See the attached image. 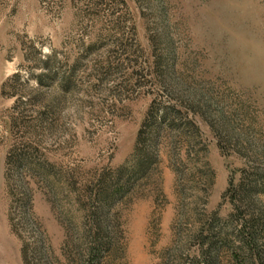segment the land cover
Instances as JSON below:
<instances>
[{"label":"rangeland","instance_id":"374dc122","mask_svg":"<svg viewBox=\"0 0 264 264\" xmlns=\"http://www.w3.org/2000/svg\"><path fill=\"white\" fill-rule=\"evenodd\" d=\"M208 254L264 264V0H0V264Z\"/></svg>","mask_w":264,"mask_h":264},{"label":"trees","instance_id":"16d2710c","mask_svg":"<svg viewBox=\"0 0 264 264\" xmlns=\"http://www.w3.org/2000/svg\"><path fill=\"white\" fill-rule=\"evenodd\" d=\"M142 134H143V132H142ZM142 134L140 135V138H139L140 142L143 141V139H142L143 135ZM143 156H144V159H142L139 162L138 168H137L141 173H145V172L149 171L150 165H149L148 161H152V159H153L152 158L153 154L147 150L143 152ZM201 264H219V263H218L216 257H213L212 254H208L207 257L204 259V262Z\"/></svg>","mask_w":264,"mask_h":264}]
</instances>
